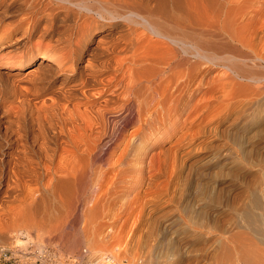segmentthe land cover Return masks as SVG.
<instances>
[{"label":"bare ground","instance_id":"bare-ground-1","mask_svg":"<svg viewBox=\"0 0 264 264\" xmlns=\"http://www.w3.org/2000/svg\"><path fill=\"white\" fill-rule=\"evenodd\" d=\"M183 120L188 139H219L217 203L204 233L138 263L263 264L264 0H0V258L14 232L46 229L70 251L113 247L80 250L97 264H134L104 221L128 184L144 209L142 147Z\"/></svg>","mask_w":264,"mask_h":264},{"label":"rangeland","instance_id":"rangeland-1","mask_svg":"<svg viewBox=\"0 0 264 264\" xmlns=\"http://www.w3.org/2000/svg\"><path fill=\"white\" fill-rule=\"evenodd\" d=\"M176 129H174L175 133L173 135H170V136L167 135L168 136L167 138L166 137H163V138H160V137L156 138L155 137V138L149 140L150 142L148 141L145 144V146L142 147L143 152L141 150V160L144 161L145 165L143 164L142 166H140L141 169L143 168L142 172L139 171L140 168L137 171V173L141 172V175L140 174L139 175L142 178L141 179L142 182L137 186V188L139 190H141V188H143L144 191L148 190V188L146 187V184H145V182H146L145 178L147 176H149V177L152 176L154 178V183H153L154 187L151 188L150 190H148L147 196H148V198L149 197L150 198L148 199V201L146 200L147 203H145L144 209L143 210L139 209L137 206H135L132 203L134 190H133V188L131 189V185L128 184L126 186V188L124 187L122 189L123 190L122 192L124 193V197L122 199H120L118 207H116V209L118 211V212L116 211L117 216H115V218H113L111 220H105L104 221L105 224L109 223L108 226L111 225L110 223H112V225L115 227L114 228L115 233L114 232L110 233L111 235L113 234L112 235L113 237L115 234H116L115 236L120 235L121 233L120 234H117V233H119L120 229L122 228L120 231V232H122V235L128 237L127 239L128 240L130 239L129 242L130 241L133 242V243L130 242V243H132V245L130 247L131 248L135 247L134 249L137 252H140V253L143 252L142 255H140V253H138V254L135 253L134 264H140V263H138L140 259H142V258L144 259L147 255H151V254L153 255V253L154 254L156 253V255L158 256V254L159 255H165V254H169V253L173 252V248H175V247H173V245L176 243L177 239L178 240L185 239V238H187V235L193 236L191 234H194L196 231L198 233H200V235L202 233H204L205 230L203 229V223H202L204 221V218H203L204 213H205V211L210 209V207L215 206V204L217 203L218 189H219L220 183L223 181L222 171L218 165V158H217V147H216V145L219 143V139L215 136H213L211 138L210 136L203 135V134L197 136V138L192 137V138L188 139V137H190V136H187V120H183L181 122L180 127L179 128L176 127ZM132 130L133 129H130V133L132 132ZM182 131H185L184 132L185 134H183ZM202 136H203V138H202ZM175 154H177V157ZM116 159H118V157ZM171 160H172V162H171ZM146 164H148L150 166H148ZM119 168H121V167L120 166H117V167L113 166V168H111L112 169V175L115 176V175L119 174L121 171V169H119ZM118 170H119V172H118ZM230 171H231L230 169H227V174H229ZM145 172H146V174H145ZM143 174H144V176H143ZM136 175L137 174H136L135 170L132 174H130L131 177H136ZM227 178H229V177H227ZM164 183L166 184V186ZM162 185H163V187H162ZM127 188H129V189H127ZM125 192H126V194H125ZM127 195H128V197H127ZM161 198H163L164 200ZM125 199H126V203H125V201H123ZM127 200H129V201H127ZM122 204L126 207H124ZM130 205H131V209H130ZM19 206H20V203H15V204H11L10 207L15 209ZM149 208H150V210H149ZM118 209L119 210L121 209L120 210L121 212ZM123 209H125V210H123ZM127 210H129V212ZM130 210H132V211L130 212ZM122 211H124V212H122ZM125 211H126V213H125ZM145 212H146V214H145ZM125 214H127V215H125ZM149 214H151V215H149ZM126 216H127V218L125 219ZM144 216H145V218H144ZM146 216H147V218H146ZM150 216H151V218H150ZM148 218H149V220H148ZM134 219H135V222H134ZM136 219H139V221L138 220L136 221ZM127 220L129 221V223ZM108 221H110V222H108ZM118 222H119V224H118ZM136 222H138V224ZM124 223L125 224L127 223V225L125 226ZM147 223H148V225H147ZM150 223H151V226H150ZM181 223H183V225ZM136 224H137V227H136ZM122 225L125 228L124 230H123ZM161 225H162V227H160ZM165 225L166 226L168 225V226L166 227ZM146 226H148V227H146ZM168 228H169V230H168ZM47 231L48 230H46V229L25 230L24 232L27 235H24V236H21L20 234H18V232H14L11 235L15 239H13L10 243L13 247L16 246V249L14 247L13 250L15 249V251L9 250L6 254H8L9 252L17 253L18 247L25 248L29 244V242H34L36 244L35 252H37V253L39 251H41V248L48 249L49 251H51L52 254L55 255L56 260L58 262H60V264H61V262H63L64 264H67V261H65V260H67L69 258L72 260H73V258L75 259L77 256H79V253L80 252L82 253V251L87 247H89L90 250L93 252V259H97L98 256H100V255H103L106 253L109 254V253L113 252L112 251L113 247H108V248H110V250H107L105 248L104 249H99V248L96 249L95 247L91 248V246H89V245L86 246L85 244H82V247L80 245V247H81L80 249L78 246L76 250L70 251L67 248H65V246L63 245V243L61 242V240L59 238H56L57 236H59L57 233L53 234V233L47 232ZM123 231H124V233H123ZM171 232H173V233H171ZM127 233H128V235H126ZM175 233H176V235H175ZM179 233H180V235H179ZM0 234L3 235L4 237L7 236V234H5L2 231L0 232ZM130 235H131V237H130ZM167 235H168V237H167ZM49 236H52V237H49ZM53 236L55 239H53ZM112 236L110 238V235H109L108 240L111 239L110 241L113 240V242H114V239L112 238ZM206 236H208V235H206ZM211 236L209 235L208 239ZM169 237H170V239H169ZM50 238H52L53 240H51ZM193 238H195V236ZM57 239H59V240H57ZM164 239L166 240V242ZM205 239H206V237H205ZM18 240H22L23 241L22 244L18 245L17 244ZM155 240H156V243H155ZM151 241H153V242H151ZM157 241H158V243H157ZM198 242H196V245H194L191 249H201V248L203 249L204 248V252H206L207 249H209L208 247H204L205 246L203 243L204 239H203V241H198ZM160 243H162L163 245ZM164 243H165V245H164ZM167 243H168V246H167ZM136 245L137 246L139 245V247H137ZM110 246H111V244H110ZM147 246H149L150 249ZM83 247H84V249H83ZM133 248H132V252L134 253ZM80 250H82V251H80ZM155 251H157V252H155ZM186 252H187V248H186ZM5 255H3L0 258V260L3 259ZM136 255H138V256L136 257ZM260 255L264 256V253L262 252ZM8 256L10 257V254ZM138 257H139V259H138ZM33 258L38 259L36 256H33ZM89 259H90V261H93V259H91L90 256H89ZM185 259H186L185 263L187 264V257ZM126 263H128V262H126ZM202 263L205 264L204 261H202ZM7 264H9V263H7ZM113 264H119V263L117 262V263H113ZM210 264H212V263H210ZM213 264H216V263H213Z\"/></svg>","mask_w":264,"mask_h":264},{"label":"built area","instance_id":"built-area-1","mask_svg":"<svg viewBox=\"0 0 264 264\" xmlns=\"http://www.w3.org/2000/svg\"><path fill=\"white\" fill-rule=\"evenodd\" d=\"M35 247L36 244L34 242H29L25 248L18 247V254L9 252L0 260V264H60L51 251L46 249L45 252L38 254L35 252ZM9 254L10 257L8 256ZM33 256H36L38 259L33 258ZM73 260L75 261L68 259L67 264H97V261H90L89 256L85 257L83 253Z\"/></svg>","mask_w":264,"mask_h":264}]
</instances>
